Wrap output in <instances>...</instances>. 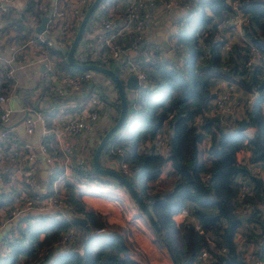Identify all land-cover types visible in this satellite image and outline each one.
<instances>
[{
    "label": "trees",
    "instance_id": "16d2710c",
    "mask_svg": "<svg viewBox=\"0 0 264 264\" xmlns=\"http://www.w3.org/2000/svg\"><path fill=\"white\" fill-rule=\"evenodd\" d=\"M41 1H24L22 14L16 17L17 20L9 17L8 24L1 26L0 31L12 29L21 38L31 33V28L23 23L24 14L41 17ZM235 1L237 11H243L240 25L242 34L249 44L264 54V0ZM183 5H187V8L174 39L172 56L175 59L161 56L156 50L143 56L139 50L135 59L146 74V82L135 91L134 100L127 102V120L109 137L101 150L112 146L113 152L116 149L121 151V154L114 152L113 158L124 162L127 172L122 173L114 166L113 169L131 182L148 207L160 234L153 230L131 197L149 224L157 245L165 248L171 264H192L195 256L184 255V245L186 247L187 242L189 245L193 242L199 246L204 237L209 238L213 249H225L223 254L214 253L209 264H247L236 249L233 238L236 232L243 242L254 243L257 252H253L262 258L264 264V217L258 209L259 203L264 202V177L255 176L248 168V162H257L264 171V113L261 108L264 102V68L255 59L251 64H245L250 56L247 47L230 44L220 52L219 47L224 40L217 37L215 19L221 20L224 13H234L225 0H179V7ZM190 13L194 15L188 16ZM106 33L103 31L101 35ZM93 35L97 34L84 32L82 37L91 39ZM134 39L135 35L131 32L123 33L117 35L114 42L122 48ZM103 51L107 61L94 62L113 69L121 76V70L113 63L109 49L103 48ZM48 53L61 56L58 50H48ZM240 59L242 64L238 68ZM4 66L3 71L7 68ZM56 66L68 73L80 71L72 68L64 58ZM217 79L238 84L256 96L241 113L210 115L207 110L214 96L210 88ZM9 82L11 80L1 82L0 89L7 90ZM51 97L52 103L46 107L37 102L32 104L45 115L55 100H63L48 92L43 101ZM163 125L169 128L170 133L167 147L161 152L151 142L158 137ZM248 127L252 128L251 135L245 133ZM45 138L50 139V135ZM239 152L244 155L242 159L236 156ZM166 162L169 164L164 170V177H160ZM59 171L53 168L51 177ZM236 177L246 179L253 185L251 195L244 194L237 198ZM112 180L127 190L116 179ZM137 180L141 183L140 189L137 188ZM109 181L101 178L102 183ZM45 188V191L50 190V183ZM83 193L77 185L66 180L61 199L70 205L72 216L86 219V225L74 222L72 217L65 214L53 216L32 212L22 215L13 228L15 238L7 242L8 258L1 259L0 264H31L39 259L47 262L56 251L59 253L50 264H94L95 256L91 253L93 246L101 248L114 242L123 244V233L115 232V228L112 233L94 232L96 228L105 231L106 222L101 221L103 218L98 211L85 207L81 201ZM7 196L1 197L0 204L8 201ZM240 203L251 206V212L241 213L245 215L243 219L234 213ZM181 210H185L186 216L191 217L201 230V233L196 231L190 223H186L185 227L187 224L188 227L185 228V218L178 222L177 230L180 226L185 233L189 229V240L177 238V231L171 227L174 225L173 216ZM22 220H26L25 226L18 224ZM69 227L73 230V242L54 246V242L64 236ZM121 264L144 263L124 255Z\"/></svg>",
    "mask_w": 264,
    "mask_h": 264
},
{
    "label": "built area",
    "instance_id": "2783aa9c",
    "mask_svg": "<svg viewBox=\"0 0 264 264\" xmlns=\"http://www.w3.org/2000/svg\"><path fill=\"white\" fill-rule=\"evenodd\" d=\"M9 1L10 0H0V25L2 24L4 14L8 11L7 9H9ZM102 1L113 0H100L95 7L96 9L99 7L100 9L98 11L101 12L95 15L94 18L97 17L101 20L99 24L102 26V30L108 33L103 36L99 34L96 36L93 35L90 40L84 39L83 37L80 38L72 53V57L75 61L85 59L86 62L96 63L94 61H99L105 63L107 58L103 48H108L113 63L118 65L121 70V79L124 80L127 74H133L139 86H141L146 82V74L136 61V55L139 50L143 56L156 50L161 56H172L174 54V39L179 31L178 25L183 20L187 5L179 7V0H160L164 8L180 9L181 17L177 23L171 26L166 49L159 45H155L151 50H146L145 48L141 49L144 45L140 47V44L141 42H146L149 38V32L144 21L149 14L146 9L147 0H118L119 8L121 5H124L123 12L126 17L122 22L117 21L118 23L114 21V19H117L118 13L113 17L102 15L104 7L101 3ZM90 2L91 0H49L44 27L41 32L35 33L34 39L29 42L30 46H26V39L19 45H14L13 39H10L8 42V47L12 50L11 52L14 56L20 54L21 58L24 59L27 52H30V54L42 64L43 76H55V80L61 85L59 88L54 87L51 89L50 87L48 89L50 94H55L63 99L62 101L55 100L53 107L48 109L51 114L50 118L36 110L32 103H26L22 108V110H24V116L21 121L24 125L25 132L31 133L35 126V120H38L41 136L44 138L46 135H50V139H47V141H39L34 145L23 140H18L11 135L8 127L5 126L9 117V112L11 111V108L8 106L9 100L11 96L17 97L21 92L14 84L11 68L5 63L8 61H3L0 57V83L5 80H11V82L8 83L7 90L3 91L0 89V146H7V152L14 154L13 158L17 165V170L20 172L21 176H25L22 183L17 185L18 190L16 191L12 180H7L3 177V169L0 163V195H8L9 199L5 203L0 204V230L4 225H8L10 222V224H12L13 218L23 215L28 211L50 214L53 216L65 214L71 218L70 205L61 199L63 183L66 180H69L82 191L86 192H98L92 190H101L105 192L102 189L101 178L112 180V178L110 179L109 177H99L98 179L95 174L96 172L92 169L91 159L95 146H93L90 151L80 150L81 146L79 140H74V138L79 135L81 136V134H87L91 137V141L93 143L95 142L94 145L99 141L103 131H96L94 129L95 122L98 120L101 112L109 118L111 114L117 113L119 106L117 92L113 83L106 76H101V79L95 78V74L98 73H94L93 70L89 69L80 70L78 73L65 72L56 66V63L63 58L65 59V56L63 54L58 56L48 53V50H58L59 48L67 49L69 47L83 12L82 8L83 6L87 7ZM232 2L236 1L232 0ZM43 9H45V6ZM234 10H237L236 5ZM235 14L236 13H233L228 16V21L233 20ZM64 15H66V17H64ZM90 19L89 16L85 24L86 27L84 26L83 33L91 32L94 34L93 27L95 22ZM235 21L239 25L236 27L241 31L240 24L242 19L239 20V18L236 17ZM87 24L89 26H87ZM130 32L135 35V39L129 45L121 48L114 42L117 35ZM12 34L14 35L15 33ZM6 37L7 34H5L4 31H0V44L5 42ZM245 43H248V41L242 42V44ZM248 46L250 56L245 61V64H251L255 59L262 68H264V54L260 53L254 45L249 44ZM226 48L227 45L223 43L219 47V50L223 52ZM4 64L7 68L3 71L2 67ZM216 81V87L213 89L214 96L207 110L208 114L225 116L226 114L234 113L237 103L235 100V84L220 79ZM107 83L111 84L110 87L107 86ZM111 86L114 87V89H112ZM63 87H67L72 92H77L78 94L65 95L62 90ZM40 90L42 92L45 88L38 87L35 95H39ZM135 96L136 95H134L130 101L134 100ZM52 100L53 98L47 101H38L37 103L38 105L40 103V105L46 107L48 104L52 103ZM261 108L264 111L263 103ZM30 110L33 111V113H28ZM32 116H34L35 119H33ZM108 120H110V123L113 121V119L110 118ZM151 144L155 149L161 152H164L167 147V142L163 144L162 140L159 138H155ZM52 145L55 147H51ZM49 148L52 149V151L49 150ZM36 151L43 156V163L48 165V171L53 168L60 170L57 176L51 181L50 190L45 191V193L41 191L40 194L43 195L39 196H34L32 194V191L38 189L35 181L36 178L33 177L35 169L38 167V162L35 158ZM114 152L121 154L119 149H116ZM114 152L112 146H108L106 149L101 150L102 159H105L109 164L112 163L120 172L126 173V164L113 158ZM248 168L255 176L264 177V171L260 168L259 163L248 162ZM235 181L238 182L237 198L240 199L244 194H252L254 190L253 185L246 179L236 177ZM106 184L110 186V183L107 182ZM258 209L262 211L264 217V202L259 203ZM236 210L240 214H248L251 212V206L248 203H240ZM178 214L181 218H185L186 223L192 224L194 229L201 233L199 225L195 223L191 217L188 218L186 216L185 210L179 211ZM94 232H103V228H96ZM7 236H15V230L13 229ZM71 242H73V230L69 227L64 236L54 242L53 245L58 247L59 245L70 244ZM243 244L247 246L249 243L244 242ZM240 249L247 264H263L262 258L258 257L250 247H240ZM224 252L225 249L223 247L213 249L211 247V241L207 240V245L203 246L197 254L198 260L196 264H209L212 261L214 253L223 254ZM42 262L43 261L39 259L31 264H42Z\"/></svg>",
    "mask_w": 264,
    "mask_h": 264
},
{
    "label": "crops",
    "instance_id": "0c3cea01",
    "mask_svg": "<svg viewBox=\"0 0 264 264\" xmlns=\"http://www.w3.org/2000/svg\"><path fill=\"white\" fill-rule=\"evenodd\" d=\"M24 1L26 2V0L9 1L10 2L9 9H7L8 11L4 14L2 19V24L0 25V27L3 25L6 26V24H8L7 22L9 17H14V20H17L16 17H19L22 14ZM146 7L149 16L145 20V26L149 32V38L145 42L144 48L146 50H151L152 47H154L155 45H159L162 48L166 49L171 26L178 22L179 18L181 17V11L178 8H171V9L164 8L160 0H147ZM113 13H114L113 16H116L118 10L116 8H113ZM24 15H25V19H23V23L28 27H30L32 32L38 33L35 30L36 28L35 26L39 24L42 16L35 17L30 14L29 15L24 14ZM94 16H95L94 14L90 15L91 18L90 20H94L95 22L93 27L94 33L101 35L103 33V30L101 28V25H99V22L97 21V17L94 18ZM12 33L15 34L13 35ZM9 34L10 37L13 35L12 38H14L15 41L14 44H16L17 41H19L21 38L20 34L16 33L12 29L10 30ZM227 34H229L228 38L229 36H233L232 33H227ZM241 35L243 36V39ZM241 35H240V43L237 45H245L242 44V42L248 41L243 34ZM11 51L12 50L8 47V43L3 42L2 44H0V57L3 61H8L5 63H7L9 65V68H11V73L16 71L14 67L15 62L22 63L26 61L27 64L36 63L38 68V75L34 79L32 78H30L29 80L21 79L17 73L16 74L13 73L12 78L16 88H18L17 86L21 85L20 89H22L23 92H21L22 96L19 95V98L11 96L8 106L11 108L10 112H13L15 109L20 110L21 115L13 118L12 120H10L8 117V120L5 123V126L8 127L9 132L14 138L30 143L27 139H25V137L35 132L34 130L35 126L31 133H25L24 130L22 132V130L19 129L20 123H22L21 121L22 117L24 116V110H22L23 106L26 103L31 104L34 103L35 101L38 102L45 100L46 96L48 95V89L50 87L51 89H53L54 87L59 88L61 85L57 82V80H55V76H48V77L43 76V67H41L42 64L37 59H35L30 54V52H27V55L23 59L21 58L20 54L14 56ZM95 75H96L95 78L101 79L99 74H95ZM22 80H24L23 83L20 82ZM110 85L111 84L107 83L108 87H110ZM38 87L45 88V90L42 92L40 90V94L35 95ZM111 88L114 89V87L112 86ZM62 90L65 93V95L78 94L77 92H72L67 87H63ZM125 92L128 93L130 91L125 89ZM132 93L134 96V94L136 93L135 90L132 91ZM130 100L131 98L129 100L127 99V102H129ZM14 101L17 102L18 105L17 108L13 104ZM45 112H46L45 116L50 118L51 116L50 110H46ZM28 113H33V111L30 110ZM108 119L109 118L107 117V115L101 112L98 120L94 124V129L96 131L104 132L109 127L110 120ZM36 139L37 141L35 142V144H37V142L39 141H47V138L45 137L43 138L41 136L40 131ZM76 139L79 140V144L81 146L80 150L90 151L93 148V146H95L93 142L90 141V136H88L87 134H83V135L81 134V136L79 135L78 137L74 138V140ZM51 147H55V146L52 145ZM13 155L14 154L7 152V146H2V145L0 146V163H1V168L3 169V177L7 180L11 179L14 184L15 190L17 191L18 190L17 185L22 183L25 176L24 175L21 176L20 172H18L17 165L14 161ZM35 158L38 162V167L35 169V173L37 172L35 176L36 177L35 181L38 189L32 191V194L34 196H39L40 192L45 191L47 189L45 187H47L48 183H51V181L57 176V174H55L53 178L51 177L52 172L51 170L48 171V165L43 163V156L38 151L35 152ZM102 160L104 161L105 165L109 164L108 162L105 161V159ZM168 164L169 163L166 162L165 165L162 167L160 177H164V170L166 169ZM83 192L84 193L81 195V201L83 202L85 207H90L93 210L98 211L101 214V217L103 218V220L101 221L106 222V231L103 233L104 234L112 233L114 228L116 229L115 232L117 233L119 232V234L123 233V244L119 242H114L110 245H106L101 248L96 246H93L91 248V253L93 256H95L94 264H121L124 255L131 256L139 261H141V259L144 258L145 260L148 261V264H153V262H155L154 260H157V262L162 264H168V262L164 257L166 251L165 250L163 251L159 245L155 246L151 243L150 241L151 229L149 227V224L147 223V221L145 222L144 220L145 218L143 219L140 211L136 207V204L133 202V199L131 198L127 190H125V188L118 187V189L115 190L113 193L111 192V195L106 194V192L105 193H94V192L88 193L86 191ZM2 196L4 195H0V200ZM6 200H9L8 196ZM31 213H32L31 211H28L23 215L31 214ZM20 216L22 215L13 218L12 224H10L11 223L10 222L8 225H4V227L0 230V260L3 258H8L9 248L7 246V242H12L13 240L11 239L15 238L16 235L12 237H8L7 235L11 233L15 225H17L16 223ZM176 218H178V220H176ZM182 219L183 218H181V216L177 213V215L173 217L174 224L178 222H182ZM25 223L26 220L25 221L22 220L18 224L20 226H25ZM131 240H134L136 244L131 245L130 243ZM128 244L130 245L128 246ZM137 246H140V248L138 249ZM124 247L126 248L125 251H123ZM58 253L59 252L56 251L51 256V260L47 262L43 261L42 264L52 263L53 259ZM169 263L171 264L170 260ZM194 263L195 262L193 261L192 264Z\"/></svg>",
    "mask_w": 264,
    "mask_h": 264
},
{
    "label": "rangeland",
    "instance_id": "374dc122",
    "mask_svg": "<svg viewBox=\"0 0 264 264\" xmlns=\"http://www.w3.org/2000/svg\"><path fill=\"white\" fill-rule=\"evenodd\" d=\"M58 1H61V0H58ZM92 1V0H91ZM9 4L8 5H10V2H8ZM44 3H46V4H44ZM91 3V2H90ZM102 3V5L104 6L103 7V10H102V15L103 16H108V17H113V8H116L117 10H118V15H117V19H114V21L115 22H117V21H120V22H122V20H124L126 17H125V14H124V12H123V6L124 5H121V7L119 8L118 7V5H119V2H118V0H113V1H102L101 2ZM225 3L228 5V7L231 9V10H234L235 9V5H236V2H232V0H225ZM40 4H42V5H40V9H41V16H46V10H47V7H48V4H49V1H44V0H42L41 1V3ZM44 6H45V9H43L44 8ZM89 6V5H88ZM87 6V7H88ZM119 8V9H118ZM87 8H86V6H83V8H82V10L83 11H85ZM100 8L98 7V9H95L96 10V13L94 14V15H98L101 11H98ZM146 10V9H145ZM98 11V12H97ZM234 13H236L235 14V18L236 17H238L239 18V20L241 19V16H243V11L242 10H239V11H237V10H234ZM230 14L231 13H224L223 15H221V20L218 18H216L215 19V22L217 23L216 24V27H217V34H218V38L219 37H221L220 39H222V40H224V44L225 45H230V44H239L240 43V35L242 34L241 33V31H240V29L239 28H237L236 26L238 25V23L235 21V18L233 19V20H229L228 21V16H230ZM241 14V15H240ZM82 15H83V13L81 14V17H82ZM192 15H194V14H192V13H190V15L188 14V16H192ZM72 16H75V15H72ZM101 16V15H100ZM149 16V14L147 15V17ZM64 17H66V15H64ZM81 17H80V20H81ZM147 17L144 19V21L147 19ZM233 18V17H232ZM74 19V18H73ZM79 19V18H78ZM80 20H79V22H80ZM97 21L98 22H101V20H99V18H97ZM79 22H78V24H79ZM88 23V22H87ZM118 23V22H117ZM231 24V25H230ZM100 25V24H99ZM228 25L230 26V27H228ZM241 25V24H240ZM87 26H89L88 24H87ZM239 26V25H238ZM86 27V26H85ZM101 28H102V26H101ZM240 28H241V26H240ZM9 32H10V30H7V31H4V33L5 34H7V37H6V40H5V42L4 43H8L9 42V40L10 39H13V44H14V38H11L10 36H9ZM227 33H232L233 34V36H229V38H228V35L229 34H227ZM226 36V37H225ZM34 37H35V33L34 32H31V33H26V35H24V37L23 38H20V40L19 41H17V43L16 44H14V45H19L20 43H22L25 39V41H26V46L27 47H29L30 46V41H32L33 39H34ZM248 43H245V45H241V46H244V47H247V48H249L248 47ZM180 56V55H179ZM181 56L183 57V54H181ZM180 56V57H181ZM237 64H238V68H240V66H241V64H242V60L240 59L238 62H237ZM14 67H15V69H16V71L15 72H13V73H17L18 74V76L21 78V79H30V78H32V79H34V78H36L37 77V75H38V68H37V64L36 63H30V64H27L26 63V61L25 62H22V63H20V62H15L14 63ZM13 73H12V75H13ZM95 73V72H94ZM27 80V81H28ZM249 81V80H248ZM21 83H23L24 82V80H22V81H20ZM216 83H217V81L215 80V82H214V84H213V86L210 88L211 89V91L213 92V89L216 87ZM19 85V84H18ZM18 88H19V90H20V92H23V90L22 89H20V87H21V85L20 86H17ZM115 87V86H114ZM235 91H236V95H235V100L237 101V103H236V107H237V109L234 111V113L237 111L238 113H241L242 112V110H243V108L244 107H246L248 104H249V102L251 101V100H253L254 99V97L256 96V94H254L253 92H250V91H248L247 89H244L242 86H240V85H235V89H234ZM17 95V94H16ZM134 95H136V94H134ZM20 96H22V94H20ZM14 97H16V96H14ZM17 97L19 98V95H17ZM263 104H264V102H262ZM262 112H264V111H262ZM19 115H21V111L20 110H14L13 112H9V119L10 120H12L13 118H15V117H17V116H19ZM127 117V116H126ZM112 123H113V121H112ZM112 123H110L109 124V126L112 124ZM19 129L20 130H22V132H23V130H24V125L22 124V123H20V127H19ZM35 132H33L31 135L29 134V135H27V137H25V139H27L30 143H32V144H35V142L37 141V137H38V134H39V121L38 120H35ZM118 131V130H117ZM21 132V131H20ZM24 132H25V130H24ZM252 132V129L251 128H246L245 129V133L247 134V135H250V133ZM25 133H27V132H25ZM104 133V132H103ZM102 133V134H103ZM169 133H170V131H169V128L166 126V125H163V127H162V130H161V132H160V134L158 135V137L157 138H159V139H161L162 140V143L163 144H165V142H167L168 141V139H169ZM101 134V135H102ZM95 139H96V137H95ZM205 143V142H204ZM93 144H95V142L93 143ZM97 144V143H96ZM237 158H240V159H242V157L244 156L243 155V153L242 152H239L237 155ZM99 164L102 166V167H106V165H105V163H104V161L102 160V155H101V151H100V154H99ZM107 165H109V164H107ZM114 169H116V166H114ZM99 177H104L103 175H100V174H97ZM137 182V188L138 189H140L141 187V183L139 184V181L137 180L136 181ZM135 182V183H136ZM109 183H110V186H107V184L106 183H102V189L106 192V194H110L111 195V192L113 193L115 190H117L118 189V187H122L121 185H119V184H117V183H113V180H110L109 181ZM126 190V189H125ZM92 191H98V192H94V193H105V192H103V191H101V190H92ZM108 192V193H107ZM89 193V192H88ZM98 195V194H97ZM100 195V194H99ZM113 195V194H112ZM130 195V194H129ZM137 207V206H136ZM189 208H190V206H188ZM137 209H138V207H137ZM139 210V209H138ZM141 213V212H140ZM234 213L240 218V219H243L244 218V216L245 215H243V214H240L238 211H236V210H234ZM62 215V214H61ZM142 215V214H141ZM175 215H177V214H175ZM174 215V216H175ZM173 216V217H174ZM143 217V216H142ZM143 219H144V217H143ZM145 220V219H144ZM176 220H178V218H176ZM145 222H146V220H145ZM176 222H178V221H176ZM178 223H176V224H174L173 226H171L172 227V230L174 231V230H176L177 232L175 233V236H177V238H180L181 240H182V237L184 238H187L188 236H189V229H186V233H185V230H183V228L181 229V226H180V228H178V230H177V227L176 226H178L177 225ZM185 224H186V222H184V227H185ZM188 227V224L186 225V227L185 228H187ZM105 231H106V229H105ZM104 231V229H103V232H105ZM103 232H100V233H103ZM150 234H151V239H150V241H151V243L153 244V245H155V246H157V241H156V238H155V236H154V234H153V232L150 230ZM208 237V236H207ZM234 240H236V242H235V244H236V249L237 250H239L240 252H241V256H242V251H241V249H240V247H250L251 249H253L255 252H257L256 251V246L254 245V243H249L247 246H244V242H243V238L242 237H240V235H239V233L238 232H236L235 233V235H234ZM191 239H193L192 238V236H191ZM187 240H189L188 238H187ZM206 240H209V238L208 239H206L205 237H204V239L201 241V243H200V245L199 246H197L195 243H193L192 242V244H190L189 245V242H187V244H186V247H185V245H184V255L186 254V256H190L189 254H191V256L192 255H194L195 256V258L193 259L194 260V264H196L197 263V257H196V255L198 254V252L201 250V248L203 247V245L204 244H206ZM203 241H205L204 242V244H203ZM130 243H131V245H133V244H136V242L134 241V240H131L130 241ZM184 243V242H183ZM66 244H64V246H65ZM130 244H128V246H129ZM137 248L139 249L140 248V246H137ZM157 248V247H156ZM160 248L164 251L165 250V248L163 247V246H161L160 245ZM166 251V250H165ZM196 251H197V253H196ZM164 257H165V259H166V261L168 262V264H170L169 263V258H168V256H167V254H166V252H165V255H164ZM243 257V256H242ZM155 262H153V264L155 263V264H162V263H159V262H157V260H154ZM141 262L142 263H144V264H148V261L147 260H145L144 258L143 259H141Z\"/></svg>",
    "mask_w": 264,
    "mask_h": 264
},
{
    "label": "water",
    "instance_id": "95a60500",
    "mask_svg": "<svg viewBox=\"0 0 264 264\" xmlns=\"http://www.w3.org/2000/svg\"><path fill=\"white\" fill-rule=\"evenodd\" d=\"M99 1L100 0H92L91 1L89 6L87 7V9L83 12L81 20L77 26V29L74 33V36L72 38V41H71L69 47L67 49L59 48L58 51L61 52V54H63L65 56L66 62L72 68H74L76 70H88V69L93 70L95 73H98L100 75V77L106 76L107 78H109L110 81L115 86L117 96H118V101H119L118 110H117V113H114L113 115L111 114L109 116L110 119H113V123L104 131V133L101 135L99 141L97 142V144L94 147V150L92 153V159H91V166H92V169L94 170V172H96L98 174H102V175L109 177V178H114L118 182L123 184L127 188V191L129 192L131 197L134 199L136 204L142 210L143 214L146 216V218H147L149 224L151 225V227L153 228V230L157 234H160L161 231H160L155 219L153 218L148 207L145 205V203L140 198L139 194L136 192V190L133 187V185L131 184V182L126 177H124L123 175L118 173L116 170H114L112 163H110L108 165V167H102L99 164V153H100L101 149L103 148L104 144L109 139V137L113 133H115L121 127V125L124 123V121L126 120L127 99L128 100L130 98L132 99V97H133L132 91L138 89V87H139L137 79L135 78V76L133 74H127L123 80V79H121V77L117 73H115L114 70H112L110 68L101 66L100 64L86 62L85 59H81L80 61H75L72 57V53H73V51L77 45L78 40L80 38H82L83 29H84V26L86 24V21L90 15L96 13L95 7L99 3ZM2 4H4V3H2ZM45 22H46V16H42L39 24L35 26L36 27L35 30L37 32H41L43 27H44ZM143 45H145V42H141L140 47ZM165 46H166V43H165ZM172 58L175 59V57H173V56H172ZM125 89L129 90L130 92H128V93L125 92ZM13 104L16 108L18 107L16 101H14ZM32 118L35 119L34 116H32ZM39 130H40V128H39ZM91 140L92 139L90 137V141ZM72 220L74 222L86 225V219L83 217L72 216ZM173 264H175V263L173 262Z\"/></svg>",
    "mask_w": 264,
    "mask_h": 264
}]
</instances>
